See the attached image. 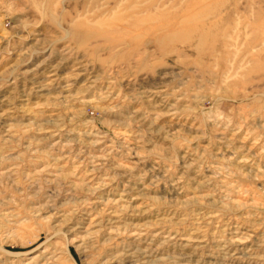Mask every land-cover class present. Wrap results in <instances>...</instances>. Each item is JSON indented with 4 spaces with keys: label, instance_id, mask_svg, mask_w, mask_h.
Listing matches in <instances>:
<instances>
[{
    "label": "rangeland",
    "instance_id": "1",
    "mask_svg": "<svg viewBox=\"0 0 264 264\" xmlns=\"http://www.w3.org/2000/svg\"><path fill=\"white\" fill-rule=\"evenodd\" d=\"M0 264H264V0H0Z\"/></svg>",
    "mask_w": 264,
    "mask_h": 264
},
{
    "label": "bare ground",
    "instance_id": "2",
    "mask_svg": "<svg viewBox=\"0 0 264 264\" xmlns=\"http://www.w3.org/2000/svg\"><path fill=\"white\" fill-rule=\"evenodd\" d=\"M88 101H86L85 103H87ZM89 103V102H88ZM87 105V104H86Z\"/></svg>",
    "mask_w": 264,
    "mask_h": 264
}]
</instances>
